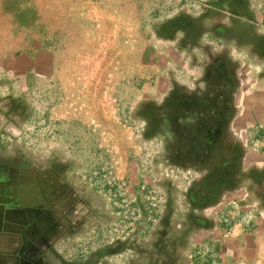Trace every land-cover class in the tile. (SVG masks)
Instances as JSON below:
<instances>
[{
    "label": "rangeland",
    "instance_id": "374dc122",
    "mask_svg": "<svg viewBox=\"0 0 264 264\" xmlns=\"http://www.w3.org/2000/svg\"><path fill=\"white\" fill-rule=\"evenodd\" d=\"M81 1L106 11L0 0V99L18 105L21 151L89 210L48 249L47 264H228L195 236L213 177L180 167L186 152H175L171 129L146 117L159 73L143 39L164 18L154 16L158 0ZM200 3L183 0V11ZM34 43L59 62L30 63Z\"/></svg>",
    "mask_w": 264,
    "mask_h": 264
},
{
    "label": "crops",
    "instance_id": "0c3cea01",
    "mask_svg": "<svg viewBox=\"0 0 264 264\" xmlns=\"http://www.w3.org/2000/svg\"><path fill=\"white\" fill-rule=\"evenodd\" d=\"M219 1L192 13L183 0L153 6L164 18L143 39L159 73L146 101L154 117H146L171 129L175 152H186L180 167L213 177L197 240L228 264H264V0ZM32 46L30 63L59 62ZM17 106L0 99V264H47L48 249L89 210L21 151Z\"/></svg>",
    "mask_w": 264,
    "mask_h": 264
}]
</instances>
